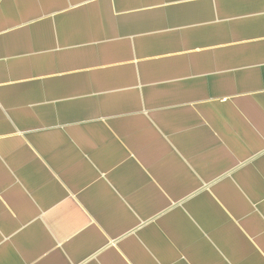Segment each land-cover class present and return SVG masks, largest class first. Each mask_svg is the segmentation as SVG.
Returning <instances> with one entry per match:
<instances>
[{"label":"crops","instance_id":"crops-1","mask_svg":"<svg viewBox=\"0 0 264 264\" xmlns=\"http://www.w3.org/2000/svg\"><path fill=\"white\" fill-rule=\"evenodd\" d=\"M0 264H264V0H0Z\"/></svg>","mask_w":264,"mask_h":264}]
</instances>
